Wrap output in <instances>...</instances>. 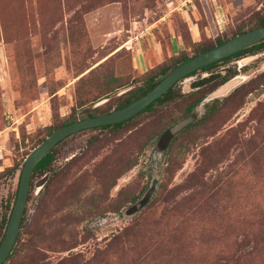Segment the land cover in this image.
Instances as JSON below:
<instances>
[{
  "label": "rangeland",
  "instance_id": "rangeland-1",
  "mask_svg": "<svg viewBox=\"0 0 264 264\" xmlns=\"http://www.w3.org/2000/svg\"><path fill=\"white\" fill-rule=\"evenodd\" d=\"M263 16L264 0H0V176L48 129L113 110ZM55 154L3 264H264V48L198 69L167 100Z\"/></svg>",
  "mask_w": 264,
  "mask_h": 264
},
{
  "label": "water",
  "instance_id": "water-1",
  "mask_svg": "<svg viewBox=\"0 0 264 264\" xmlns=\"http://www.w3.org/2000/svg\"><path fill=\"white\" fill-rule=\"evenodd\" d=\"M261 40H264V25L246 30L226 39L221 44L199 52L191 56L188 60L178 64L163 76L152 88L130 103L107 113L84 117L64 124L52 131L39 144L33 147L22 161L14 203L3 232V237L0 240V264H3L8 257L18 237L30 190L31 174L37 163L48 154L57 143L79 131L98 126L111 125L133 117L164 94L174 83L186 77L192 71L223 59L237 51L253 46ZM242 80L243 77L241 76L227 80L215 89L208 98L212 99L227 93ZM194 118L195 116L193 114L181 118L170 127V133L173 134L185 128ZM148 195L149 193L145 195L144 199L139 201V206L144 203Z\"/></svg>",
  "mask_w": 264,
  "mask_h": 264
},
{
  "label": "trees",
  "instance_id": "trees-1",
  "mask_svg": "<svg viewBox=\"0 0 264 264\" xmlns=\"http://www.w3.org/2000/svg\"><path fill=\"white\" fill-rule=\"evenodd\" d=\"M261 25H264V16L259 18V20H258V26H261ZM225 40L218 39L217 42L214 45L209 46V47L201 48L199 52L205 51V50H207V49H209L211 47H214V46H216L218 44H221ZM263 48H264V40H261L260 42H258L257 44H255L253 46L247 47V48L242 49L240 51H237V52H235V53H233V54H231V55H229V56H227V57H225L223 59H220L218 61L210 63V64L200 68V70L207 71V70L213 68L218 62L227 60V59H229L231 57H237V56L243 55L245 53L252 52L254 50L263 49ZM190 57L191 56H183L180 60H178L177 62H175L171 66L162 67L157 73L149 75V77H147L145 79V81H144V83L142 85H140L136 89H133L132 91H130L123 98V100L115 106L114 109L120 108V107L130 103L134 99L138 98L139 96L143 95L146 91H148L150 88H152L163 76H165L169 71H171L178 64L188 60ZM196 71L197 70L192 71L191 73H189V75L194 74ZM157 77H159V78H157ZM203 80H207V78H203ZM176 83H174V85ZM174 85L172 87H170L159 98H157L151 104H149L147 107H145L143 110H141L139 113H141L143 111L150 110L155 104L161 103V102L167 100L168 98L172 97L173 96V87H174ZM199 102H200V99H197L192 105L188 106L185 115H189L193 111L194 107ZM109 111H111V110L110 109H100L99 107H96V108H93V109H88V110L84 111V114H81L80 116H78L76 118L73 117V118L66 119L60 126H62L64 124H67V123H69L71 121H75L77 119H81V118L89 117V116H94V115H98V114H103V113H107ZM139 113H137V114H139ZM133 117H131L129 119H126L124 121L118 122V123L111 124V125L98 126V127H95V128L85 129V130H82V131H79V132H82V133L83 132H93V131L94 132H102V131H106L108 129H116V128H119V127L123 126L125 123L130 121ZM55 129H57V128L48 129L47 135H49ZM70 136H73V134L70 135ZM68 137H66L64 140L60 141L59 143H57L55 145V147L53 149H51L48 152V154H46L37 163V165L35 166L32 174H31L30 190H29V194H28V198H27L24 214H23V217H22V221H21V226L24 223V220H25V218H26V216L28 214V210L30 209V205H32V203L30 201V198L33 197L34 182L36 180H38V179L43 178L46 174H51L52 173L51 167H52L53 161L55 160L56 149L58 147H60L61 144ZM90 138H92V137H90ZM21 167H22V163L10 168L9 170H7L5 173H3L0 176V240L3 237V232L5 230V227H6V224H7V221H8V218H9V215H10L13 203H14Z\"/></svg>",
  "mask_w": 264,
  "mask_h": 264
},
{
  "label": "flooded vegetation",
  "instance_id": "flooded-vegetation-1",
  "mask_svg": "<svg viewBox=\"0 0 264 264\" xmlns=\"http://www.w3.org/2000/svg\"><path fill=\"white\" fill-rule=\"evenodd\" d=\"M198 70V69H197ZM188 76H190L189 74L186 76V77H188ZM186 77H184V78H186ZM184 78H182V79H184ZM181 80V79H180ZM99 115V114H98Z\"/></svg>",
  "mask_w": 264,
  "mask_h": 264
}]
</instances>
